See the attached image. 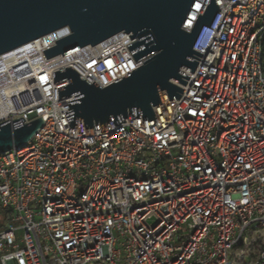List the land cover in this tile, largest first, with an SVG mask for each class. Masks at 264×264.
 <instances>
[{"label": "built area", "instance_id": "obj_1", "mask_svg": "<svg viewBox=\"0 0 264 264\" xmlns=\"http://www.w3.org/2000/svg\"><path fill=\"white\" fill-rule=\"evenodd\" d=\"M210 1H194L184 30ZM215 2L196 70L172 81L179 100L161 91L152 121L139 110L72 129L75 97L54 85L69 67L112 85L153 56L136 62L128 48L145 34L47 59L62 28L0 56V124L44 120L0 153V264H264V0Z\"/></svg>", "mask_w": 264, "mask_h": 264}, {"label": "water", "instance_id": "obj_2", "mask_svg": "<svg viewBox=\"0 0 264 264\" xmlns=\"http://www.w3.org/2000/svg\"><path fill=\"white\" fill-rule=\"evenodd\" d=\"M195 0H0V56L13 52L62 28L70 35L56 41V46L44 51L47 59L67 56L88 46H97L121 33L131 39L128 45L136 62L153 56L133 73L106 88L95 82L90 85L71 67L54 73V85L68 82L58 89V99L67 101L71 111L65 113L69 126L75 119L86 128L111 121L116 126L125 123L128 114L136 118L155 119L153 106L164 104L161 91L169 99L178 100L202 54L194 51L198 35L204 26L210 27L218 13L211 0L204 15L198 17L190 31L183 29ZM24 118L0 124V153L26 144L42 127L40 118L23 125Z\"/></svg>", "mask_w": 264, "mask_h": 264}, {"label": "rangeland", "instance_id": "obj_3", "mask_svg": "<svg viewBox=\"0 0 264 264\" xmlns=\"http://www.w3.org/2000/svg\"><path fill=\"white\" fill-rule=\"evenodd\" d=\"M154 222H155L154 220H150L149 223H150V224H154ZM189 225H190V223H187V224L184 226V229H185V230H184V233H183L182 236L185 237V238H188V236H189L188 231H187V230L189 229Z\"/></svg>", "mask_w": 264, "mask_h": 264}, {"label": "bare ground", "instance_id": "obj_4", "mask_svg": "<svg viewBox=\"0 0 264 264\" xmlns=\"http://www.w3.org/2000/svg\"><path fill=\"white\" fill-rule=\"evenodd\" d=\"M30 61L31 62H35L36 61V57L33 56L32 58H30Z\"/></svg>", "mask_w": 264, "mask_h": 264}]
</instances>
